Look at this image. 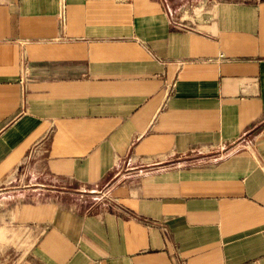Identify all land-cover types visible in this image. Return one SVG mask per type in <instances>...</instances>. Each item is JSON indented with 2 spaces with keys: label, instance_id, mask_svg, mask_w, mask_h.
<instances>
[{
  "label": "crops",
  "instance_id": "crops-1",
  "mask_svg": "<svg viewBox=\"0 0 264 264\" xmlns=\"http://www.w3.org/2000/svg\"><path fill=\"white\" fill-rule=\"evenodd\" d=\"M0 264H264V0H0Z\"/></svg>",
  "mask_w": 264,
  "mask_h": 264
}]
</instances>
